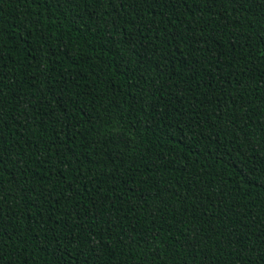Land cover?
<instances>
[{
  "label": "trees",
  "instance_id": "16d2710c",
  "mask_svg": "<svg viewBox=\"0 0 264 264\" xmlns=\"http://www.w3.org/2000/svg\"><path fill=\"white\" fill-rule=\"evenodd\" d=\"M0 264H264V0H0Z\"/></svg>",
  "mask_w": 264,
  "mask_h": 264
},
{
  "label": "snow or ice",
  "instance_id": "6c2138e0",
  "mask_svg": "<svg viewBox=\"0 0 264 264\" xmlns=\"http://www.w3.org/2000/svg\"><path fill=\"white\" fill-rule=\"evenodd\" d=\"M226 2L236 8L239 7L240 0H226ZM0 163H2V160H0Z\"/></svg>",
  "mask_w": 264,
  "mask_h": 264
}]
</instances>
